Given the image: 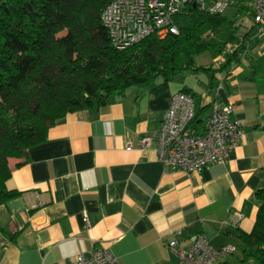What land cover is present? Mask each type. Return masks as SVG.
I'll use <instances>...</instances> for the list:
<instances>
[{"label": "crops", "instance_id": "crops-1", "mask_svg": "<svg viewBox=\"0 0 264 264\" xmlns=\"http://www.w3.org/2000/svg\"><path fill=\"white\" fill-rule=\"evenodd\" d=\"M239 26L233 50L243 47L226 66L217 61L188 72L193 80L134 86L69 112L19 165L10 158L4 184L19 194L0 204V264H67L102 248L120 264H177L168 242L187 248L198 233L216 249L235 248L213 264L251 263L244 260L253 247L240 234L252 231L255 191L264 188V39L254 37L251 18ZM180 90L192 95L201 127L212 101L232 104L244 137L224 163L188 174L164 166L153 143L140 148Z\"/></svg>", "mask_w": 264, "mask_h": 264}, {"label": "trees", "instance_id": "trees-1", "mask_svg": "<svg viewBox=\"0 0 264 264\" xmlns=\"http://www.w3.org/2000/svg\"><path fill=\"white\" fill-rule=\"evenodd\" d=\"M109 1L0 0V204L19 194L4 184L10 176L8 160L23 159L56 120L104 105L134 86L209 70L195 66V56L211 48L221 54L227 40L235 39L230 29L236 28L234 20L187 5L175 17L177 34L162 38L150 34L116 49L100 21ZM234 1V18L241 14L250 18L252 0ZM221 29L230 31L221 44L204 39L206 31ZM250 29L255 32L253 26ZM240 47L226 53L224 66L236 58ZM255 197L259 206L253 229L240 238L253 247L244 261L264 264V188L256 190Z\"/></svg>", "mask_w": 264, "mask_h": 264}, {"label": "built area", "instance_id": "built-area-1", "mask_svg": "<svg viewBox=\"0 0 264 264\" xmlns=\"http://www.w3.org/2000/svg\"><path fill=\"white\" fill-rule=\"evenodd\" d=\"M230 3L231 0H110L100 12V21L112 45L124 49L150 34L160 38L177 34L175 17L187 5L209 14H223ZM250 7L251 26L264 39V0H252ZM233 47L225 49L226 52H231ZM232 113V104L212 101L201 127L197 124L192 95L176 91L163 110L159 127L140 141V148L153 143L156 157L164 166L188 174L212 164H222L244 137V124L234 119ZM240 218L241 215L236 214L233 223ZM167 246L177 264H213L219 256L235 251L232 246L214 248L203 233H198L187 248L180 247L175 240L169 241ZM67 264L120 262L109 248H102L88 254L79 252Z\"/></svg>", "mask_w": 264, "mask_h": 264}, {"label": "rangeland", "instance_id": "rangeland-1", "mask_svg": "<svg viewBox=\"0 0 264 264\" xmlns=\"http://www.w3.org/2000/svg\"><path fill=\"white\" fill-rule=\"evenodd\" d=\"M248 0H242V3L243 4H247ZM236 4H235V1L233 0V4L232 5H229V7L225 10V16L230 19V20H234L235 22V25H236V28H230V29H233L236 33V31L240 30V26L239 24L243 23V21H245L247 18L250 19L249 17H247L246 15H243L241 14L240 16H238L237 18H234V13L236 12ZM242 31V29H241ZM229 32L230 31H226L224 29H221L220 31H217V33L215 31H206L205 34H204V39L205 40H209L210 42H213V43H216V44H221L222 41L226 40V35L227 37L229 36ZM243 32V31H242ZM227 33V34H226ZM254 37L256 39H260L261 37L259 36V34H257L256 32H254ZM238 40V36L236 37V39L230 41V40H227V44L225 43L224 44V50L222 51V54H217L215 53V51L213 50V48H211L210 50H207V51H204V52H201L199 54H197L194 58V65L195 66H202V67H210L211 65H214L217 63V61H222L220 56L222 57V59H226V50L228 47H231L233 46L235 43L237 44V41ZM250 51V50H249ZM225 53V54H224ZM191 73H183V74H176L174 75L170 80H181L183 78H185V80H193L194 77H192V75H190ZM250 264V263H249Z\"/></svg>", "mask_w": 264, "mask_h": 264}]
</instances>
